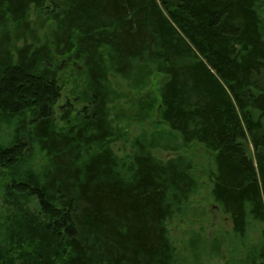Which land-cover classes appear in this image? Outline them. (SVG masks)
Returning a JSON list of instances; mask_svg holds the SVG:
<instances>
[{
  "label": "trees",
  "instance_id": "trees-1",
  "mask_svg": "<svg viewBox=\"0 0 264 264\" xmlns=\"http://www.w3.org/2000/svg\"><path fill=\"white\" fill-rule=\"evenodd\" d=\"M263 6L0 0V264H178L168 223L199 187L181 152L196 145L232 230L243 236L252 220L264 241ZM77 69L83 105L71 123L72 105L55 110ZM111 76L134 91L155 78V124L181 143L142 132L118 156L112 108L125 94Z\"/></svg>",
  "mask_w": 264,
  "mask_h": 264
},
{
  "label": "rangeland",
  "instance_id": "rangeland-1",
  "mask_svg": "<svg viewBox=\"0 0 264 264\" xmlns=\"http://www.w3.org/2000/svg\"><path fill=\"white\" fill-rule=\"evenodd\" d=\"M261 15L264 17V6L261 9ZM74 65L77 66L75 63ZM77 68L80 67L77 66ZM80 71L77 69L75 72H65L66 76L63 78L65 85L62 87L61 98L55 110V115L59 117L64 103L68 102L72 105L71 123H77L83 105L82 100L77 99V96H80V84H82V78L78 75ZM110 78L113 88L125 94V97L116 101L112 108L116 138L111 147L118 156L129 153L133 139L142 132L152 134L154 139L164 147L169 148L181 143L177 134L170 133L164 125L156 126L155 124L158 106V86H156L155 78H152L148 88L141 91L128 89L116 76ZM5 132L6 128L0 127V138ZM248 146L251 152L250 145ZM181 152L192 156L199 187L190 198V204L186 210L168 223L170 238L178 252V264H250L251 258H257L254 260L255 264H262L264 262L262 224L249 220L246 233L243 236L236 234L232 230L230 216L224 213L221 206L210 196L211 183L208 175L214 167L209 154L197 145L189 151ZM153 154L159 158H165L172 156L174 151L156 149ZM39 158L38 155L35 158L37 164H40ZM2 183L0 173V216L6 210L2 196Z\"/></svg>",
  "mask_w": 264,
  "mask_h": 264
}]
</instances>
